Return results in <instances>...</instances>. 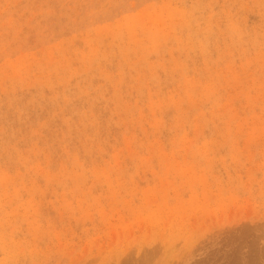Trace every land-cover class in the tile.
<instances>
[{
	"label": "rangeland",
	"instance_id": "1",
	"mask_svg": "<svg viewBox=\"0 0 264 264\" xmlns=\"http://www.w3.org/2000/svg\"><path fill=\"white\" fill-rule=\"evenodd\" d=\"M0 264H264V0H0Z\"/></svg>",
	"mask_w": 264,
	"mask_h": 264
}]
</instances>
